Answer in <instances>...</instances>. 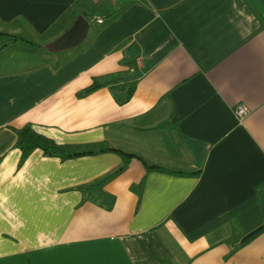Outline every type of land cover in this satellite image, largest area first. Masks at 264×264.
Segmentation results:
<instances>
[{
	"label": "crops",
	"instance_id": "0c3cea01",
	"mask_svg": "<svg viewBox=\"0 0 264 264\" xmlns=\"http://www.w3.org/2000/svg\"><path fill=\"white\" fill-rule=\"evenodd\" d=\"M81 16L86 39L56 49ZM28 123L141 158L84 201L125 157L19 166ZM142 158L164 170L139 195ZM0 264H264V0H0Z\"/></svg>",
	"mask_w": 264,
	"mask_h": 264
},
{
	"label": "trees",
	"instance_id": "16d2710c",
	"mask_svg": "<svg viewBox=\"0 0 264 264\" xmlns=\"http://www.w3.org/2000/svg\"><path fill=\"white\" fill-rule=\"evenodd\" d=\"M17 39H21V37L15 35H12L10 37L11 41ZM123 64L131 66L132 62L125 60L123 61ZM129 75H130V69L95 76L93 82L88 87L81 90L79 92V95L86 96L89 95L90 93L95 92L100 88L107 86L117 87L120 85L122 81L126 80L129 77ZM135 89H136V83H131L128 88V92L126 94L124 101L129 100L133 96ZM162 125L168 126L169 122H164ZM16 131L18 134L16 146L22 150L19 166H22L25 163V161L29 158V156L33 153V151L39 148L44 151L45 155L59 156L63 160L69 158H75L78 156L88 155V154H97L105 151H116L125 157L126 163L115 173L103 178L98 182H94L91 184H84L78 187L84 193V201L89 197L90 192L93 189H96L101 185H103L111 177L115 176L117 173L123 170L128 165L130 159L138 156L136 154L129 153L114 146H111L107 141L96 142V143H85V144H61L58 143L55 139L38 132L30 123L26 124L21 128H18ZM143 162L147 169V173L140 183L133 186V188L137 190V192H139V195L141 194L140 188L143 187V185L145 184L147 174L154 170H160V171L164 170V168L155 164H151L147 162L145 159H143Z\"/></svg>",
	"mask_w": 264,
	"mask_h": 264
},
{
	"label": "water",
	"instance_id": "95a60500",
	"mask_svg": "<svg viewBox=\"0 0 264 264\" xmlns=\"http://www.w3.org/2000/svg\"><path fill=\"white\" fill-rule=\"evenodd\" d=\"M89 29V18L86 16L79 17L74 25L56 41L55 48L65 49L81 44L86 39Z\"/></svg>",
	"mask_w": 264,
	"mask_h": 264
},
{
	"label": "built area",
	"instance_id": "2783aa9c",
	"mask_svg": "<svg viewBox=\"0 0 264 264\" xmlns=\"http://www.w3.org/2000/svg\"><path fill=\"white\" fill-rule=\"evenodd\" d=\"M102 22V20H100ZM250 112L249 106L246 104H239L236 108L237 116L239 117V120H242L246 115H248Z\"/></svg>",
	"mask_w": 264,
	"mask_h": 264
},
{
	"label": "rangeland",
	"instance_id": "374dc122",
	"mask_svg": "<svg viewBox=\"0 0 264 264\" xmlns=\"http://www.w3.org/2000/svg\"><path fill=\"white\" fill-rule=\"evenodd\" d=\"M100 20H102V19H100ZM100 20H99V21H100ZM102 21H103V20H102ZM100 22H101V21H100Z\"/></svg>",
	"mask_w": 264,
	"mask_h": 264
}]
</instances>
